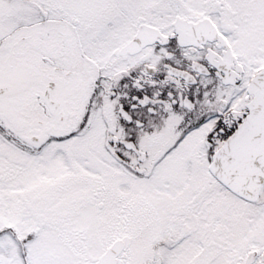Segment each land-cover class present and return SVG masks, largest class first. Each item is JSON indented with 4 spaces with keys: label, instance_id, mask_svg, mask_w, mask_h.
Wrapping results in <instances>:
<instances>
[{
    "label": "snow or ice",
    "instance_id": "snow-or-ice-1",
    "mask_svg": "<svg viewBox=\"0 0 264 264\" xmlns=\"http://www.w3.org/2000/svg\"><path fill=\"white\" fill-rule=\"evenodd\" d=\"M0 264H264V0H0Z\"/></svg>",
    "mask_w": 264,
    "mask_h": 264
}]
</instances>
